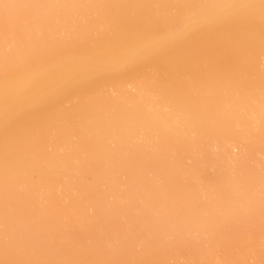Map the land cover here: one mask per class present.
<instances>
[{
  "label": "bare ground",
  "instance_id": "1",
  "mask_svg": "<svg viewBox=\"0 0 264 264\" xmlns=\"http://www.w3.org/2000/svg\"><path fill=\"white\" fill-rule=\"evenodd\" d=\"M0 264H264V0H0Z\"/></svg>",
  "mask_w": 264,
  "mask_h": 264
}]
</instances>
